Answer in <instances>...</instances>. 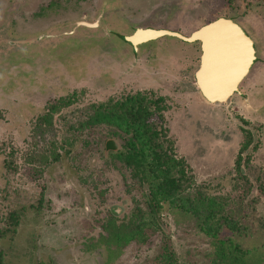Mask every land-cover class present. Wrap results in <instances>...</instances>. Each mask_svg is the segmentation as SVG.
Listing matches in <instances>:
<instances>
[{
	"label": "rangeland",
	"instance_id": "obj_1",
	"mask_svg": "<svg viewBox=\"0 0 264 264\" xmlns=\"http://www.w3.org/2000/svg\"><path fill=\"white\" fill-rule=\"evenodd\" d=\"M62 1L43 13L51 30L40 31L30 15L0 26V264H153L166 246L178 264H213L219 257L264 264V0H193L185 13L135 20L136 28L181 30L189 37L221 16L234 17L251 34L258 58L241 94L227 104L201 100L193 52L179 61L175 76L149 91L163 97L157 116L164 112L159 129L166 135L161 131L155 142L188 166L184 178L173 170L168 175L174 189L160 187L166 197L156 200L152 216L143 193L148 186L131 191L130 174L105 152L108 139L123 150L133 136L130 123L114 119L112 110L144 91L132 82L139 58L115 47L121 43L117 35L110 40L108 19L92 18L85 0ZM101 39L115 46L104 52ZM179 43L166 38L153 49L173 54ZM93 44L99 49H90ZM185 48L198 51L197 45ZM43 52L48 57L40 61ZM50 59L53 67L57 60L76 66L69 75L83 69V78L54 76L59 72Z\"/></svg>",
	"mask_w": 264,
	"mask_h": 264
},
{
	"label": "flooded vegetation",
	"instance_id": "obj_2",
	"mask_svg": "<svg viewBox=\"0 0 264 264\" xmlns=\"http://www.w3.org/2000/svg\"><path fill=\"white\" fill-rule=\"evenodd\" d=\"M17 1L18 0H14V1L13 0H0V3L7 2V6L6 5L3 6V8H4L3 11L2 12L0 11L1 12L0 13V21H1L0 26L1 27L3 26V24L6 20L10 25V24L15 23V22L18 23L17 18H20L22 16L27 17L30 15L31 18L33 19L32 23H34L36 26L38 23V25H39L38 27H39L40 31H44L47 29L51 30L54 27V24L48 25L46 23V21H47L46 17L43 16V13L45 10H46V12L54 11L55 7H56L55 4L60 3V5H61V2H63L62 0H21V3H23V5L22 6L20 5L22 8L18 9V8H16L17 7L16 6ZM65 1H67V2L68 1L69 2H71V1L82 2L83 0H80V1L79 0H65ZM191 1H193V0H85L86 4L87 3L89 4V7H87V10H88V13L91 12V15H93L92 18L97 17L98 19L99 18H107L108 19V21H109L108 22L109 23L108 29L113 34L112 36L109 37L110 40L113 41V37L115 35L118 36L117 40H118V42L121 43V44H119L120 46L117 45L118 43L115 46V44L113 42V45L111 47H114V46L118 47V50H121V48L127 49L128 54H130V55L132 54L134 57L139 58L138 69H136L134 72L137 80H134L132 82L134 85L142 86V89L144 91H138L135 94L125 96L124 98H122L121 100H118L113 105H114V107L115 106L119 107V105H122L131 99H134L135 101H137L136 102L137 109L134 110V115L132 117H128L126 120L131 121V122H132V120H135L139 125H147V127H148L147 130L152 129V128L153 129L159 128V126H160L159 122L161 123V120H162V122L165 121L164 112L162 114H160V118L157 116V114L160 113L159 107L161 105H163V103L161 102L163 100V97L160 96V98H156V99H158V101H157L158 105L155 106V98H154L155 94L153 92H149V91L150 90H152V91L157 90L158 91V89L161 88L160 83L163 80L166 81L170 74H173V76H175L174 68L176 66L179 67L178 66L180 64L179 61L184 63V61H186L185 59H187L189 57L191 52H193L192 53L193 56H194V54L198 55V58H199L198 70H199L202 55H203L202 50H201V42L200 41H194V42L187 43V42H184L183 40L179 39L177 36H165L162 38L153 39L151 41H148V42H145L142 44H137L136 46H133V45L127 43L124 39L126 37L132 36L137 29L145 30V29L149 28V29L155 30V28L148 27V26L147 27L139 26V28L138 27L136 28L134 22H135V20H138V18H140V17L141 18H150V16L154 15L155 13L158 14V17L167 15L170 12H171V14H174V13L175 14L176 13L182 14V13H185L187 10H189L187 3L191 2ZM195 1L199 2V3H203L204 0H195ZM245 1L250 2L251 0H245ZM13 2H15V3H13ZM182 8H184V11L182 10ZM244 11H246L245 8H244ZM149 13H150V16H149ZM121 15L124 16L127 20L129 19L128 21L131 22L133 25H130V23H129V25L124 26L123 22H121V21H124L125 19L122 20V19L118 18ZM220 19H228V20L233 21L235 24H237L244 31V33L246 35H248L253 40V38L251 37V34L247 30V28L240 21L235 19L234 17L229 18V17H222L221 16V17H219V18L215 19L214 21H211L207 24H210L212 22H216ZM96 22H97V20H96ZM98 23L99 24L97 26H95V29L100 30L101 24L99 21H98ZM207 24H205V25H207ZM205 25L196 29V31H194L189 37H191L195 32H198ZM81 26L82 27L85 26V28H89V29L94 27L93 25H90L89 23H83V24L79 23L77 25V27H81ZM105 29H107V28H105ZM157 30H166V31H171L172 33L183 35L181 33L182 32L181 30L178 31V30H172V29H167V28H160ZM108 35H110V34H108ZM189 37H186V38H189ZM166 38L174 39L176 41V43H179L181 41L182 44L179 43L180 51H178L177 53H173V54L167 53L166 55H163L160 52H155L154 51L155 49H153V44L158 43L159 41L166 39ZM178 40H180V41H178ZM101 41H102V39L100 40V45H101V48L105 49L104 52L112 50V49H110L111 47L106 46L103 42L101 43ZM253 43H254V48L256 51V61H255V64H256V62H258L257 48H256V44H255L254 40H253ZM98 44H93L92 46L90 45V49H92V47H94V46H97V48H98ZM184 45L185 46L186 45H188V46L197 45L198 51L197 52L195 50L192 51L189 48H185ZM56 46L57 45H55V47H50V49L48 48V51H53L56 48ZM130 49H131V51H130ZM70 50H71V53L72 52H74V54L79 53V51H77L75 49H70ZM67 51H68V49L65 51V53ZM42 55L44 56V52ZM47 57L48 56H46V57L44 56V58H42L40 61H44V59ZM54 59H56V58H54ZM50 61L51 62H50L49 67L51 69H55L56 72H59V73H56L54 76H57L60 79H61V76H63L62 78H65V76H66V78L62 79V80H68V78H76V77L77 78H83V74H82L83 69H81V71H79L78 74L74 73V71H73V75L72 74L69 75V74H67L68 69L74 70L75 68H77L76 66H75V68L72 69V68H69L70 67L69 65H64L63 62H61L60 60H57L58 61V67H53L54 62L51 59H50ZM0 65L3 67L4 63L1 64V62H0ZM59 65L61 66L60 68H59ZM152 65L155 66V70H154L155 72L154 73L150 72ZM9 66H8V68H9ZM20 69H21V67H20ZM20 69H16V71H17V73H19L18 76H23L22 77V80H23L24 78H26V75L20 74V71H19ZM251 70H250V72H251ZM85 72H88V71H85ZM250 72H249V74H250ZM15 74H16V72L14 71L13 75H15ZM249 74L243 79V81L239 85V93H236L237 95L241 94L240 93V88L242 87L241 85L243 84L245 79L249 76ZM47 75H48V77H51V75L49 73H47ZM53 77H51V78H53ZM18 81H20V80L18 79ZM31 81L36 82V79H34L32 77ZM37 84H39L38 80H37ZM195 84L198 88V94H200V90H199V87H198V84L196 81H195ZM19 86H21V85H18V87ZM35 87L36 86H34V88ZM236 94H234L232 96V98ZM232 98H230L227 102H225L223 104H227ZM159 103H160V106H159ZM218 105H222V104H218ZM115 113H117V112H115ZM117 114H119V113H117ZM119 117H121V116H119ZM135 124L136 123H134V125ZM162 129L164 130L163 127H162ZM245 145H246V142H245ZM155 207H157V206L155 205ZM154 210L155 211H153V214L150 213L149 216L157 214L156 208H154ZM114 226H115V228H117L116 225H114Z\"/></svg>",
	"mask_w": 264,
	"mask_h": 264
},
{
	"label": "water",
	"instance_id": "obj_3",
	"mask_svg": "<svg viewBox=\"0 0 264 264\" xmlns=\"http://www.w3.org/2000/svg\"><path fill=\"white\" fill-rule=\"evenodd\" d=\"M165 36H177L187 43L201 42L203 55L195 81L201 100L207 104H223L239 93V85L256 61L253 40L228 19L207 24L189 38L171 31L148 28L137 29L124 40L136 46Z\"/></svg>",
	"mask_w": 264,
	"mask_h": 264
},
{
	"label": "trees",
	"instance_id": "obj_4",
	"mask_svg": "<svg viewBox=\"0 0 264 264\" xmlns=\"http://www.w3.org/2000/svg\"><path fill=\"white\" fill-rule=\"evenodd\" d=\"M157 101L158 99H155V106L158 105ZM136 102L137 101H135L134 99H131L128 102L119 105V107H113V118H123V121L126 122V119L128 117H132L134 115V110L137 109ZM119 116L121 117L119 118ZM128 122H130L131 126L129 127L130 130L128 129L127 131L133 132V136L130 138V140L126 141L125 147H123L124 151L119 150L115 139H108L105 143V152L111 153L114 158L118 159L121 163L122 169L130 174V181H128L126 185L131 191L135 190L137 192H140L144 189L145 186H148V192L143 191V193L146 197L145 204H147L149 212L153 214V211H155L154 208L156 205V200L160 198V195L162 197H166V194H159L161 193V188L166 186L170 189H174L175 179L168 177V175L173 170L175 172L178 171L179 174H181V178H184L186 177L185 169H187L188 166H186L185 163L181 160H175L173 157L174 152L170 151L169 153V149L165 151L163 143L155 142V138L161 131L163 133V129L161 130V128H152L147 130V125H139L135 120H132V122ZM134 123L136 124L134 125ZM147 152H149V154H147ZM175 178L177 180L176 182L178 183L180 181L178 179V176H176ZM169 191L170 190H168V192ZM176 191L177 190L175 189V192ZM110 223L112 224L113 221L111 220ZM113 227V229H116L115 226ZM131 239H133V237L128 240ZM134 239L137 241L141 240L140 238H135V236ZM221 251L222 249L219 248L218 252ZM236 259L237 258L226 260L219 257L218 260L213 259L212 263H246L243 257H240L237 260ZM153 264H178V259L176 253L168 246H166L164 247L163 253L156 259Z\"/></svg>",
	"mask_w": 264,
	"mask_h": 264
}]
</instances>
